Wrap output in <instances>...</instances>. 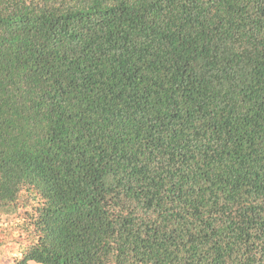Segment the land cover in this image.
<instances>
[{
    "label": "trees",
    "instance_id": "16d2710c",
    "mask_svg": "<svg viewBox=\"0 0 264 264\" xmlns=\"http://www.w3.org/2000/svg\"><path fill=\"white\" fill-rule=\"evenodd\" d=\"M13 264H264V0H0Z\"/></svg>",
    "mask_w": 264,
    "mask_h": 264
},
{
    "label": "rangeland",
    "instance_id": "374dc122",
    "mask_svg": "<svg viewBox=\"0 0 264 264\" xmlns=\"http://www.w3.org/2000/svg\"><path fill=\"white\" fill-rule=\"evenodd\" d=\"M18 222L16 216L0 214V264H13L19 256L18 242L23 240L10 224ZM29 264H37L31 262Z\"/></svg>",
    "mask_w": 264,
    "mask_h": 264
}]
</instances>
